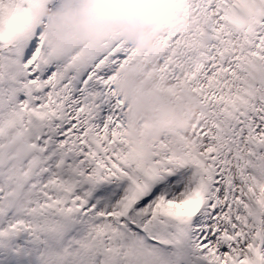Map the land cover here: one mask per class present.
Here are the masks:
<instances>
[{
  "label": "snow or ice",
  "instance_id": "obj_1",
  "mask_svg": "<svg viewBox=\"0 0 264 264\" xmlns=\"http://www.w3.org/2000/svg\"><path fill=\"white\" fill-rule=\"evenodd\" d=\"M0 264H264V0H0Z\"/></svg>",
  "mask_w": 264,
  "mask_h": 264
},
{
  "label": "clouds",
  "instance_id": "obj_2",
  "mask_svg": "<svg viewBox=\"0 0 264 264\" xmlns=\"http://www.w3.org/2000/svg\"><path fill=\"white\" fill-rule=\"evenodd\" d=\"M159 11H161L162 13H168L169 11H171V9L164 6H159ZM142 43H147V41H142Z\"/></svg>",
  "mask_w": 264,
  "mask_h": 264
}]
</instances>
